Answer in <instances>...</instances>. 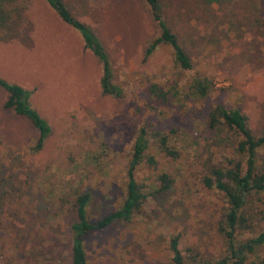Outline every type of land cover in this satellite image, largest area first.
Listing matches in <instances>:
<instances>
[{"label": "rangeland", "instance_id": "1", "mask_svg": "<svg viewBox=\"0 0 264 264\" xmlns=\"http://www.w3.org/2000/svg\"><path fill=\"white\" fill-rule=\"evenodd\" d=\"M159 1L193 72L211 82L210 100L243 113L251 133L261 135L264 0ZM4 2L0 78L31 92L30 105L46 120L50 135L32 151L36 131L1 108L5 94L0 90V264H25L24 256L27 264H69L70 201L87 193L86 214L93 220L119 206L134 133L153 116L144 104L145 87L174 80L176 71L165 47L143 58L155 31L141 0H63L105 48L113 81L122 90L118 99L101 94L99 64L42 0ZM161 112L154 116L158 122L173 114ZM176 136L178 160L150 147L156 166L138 169L137 182L150 196L137 213L84 238L87 264H175L172 238L180 264H205L223 254L216 229L222 197L202 178L205 166L232 157L234 134L207 131L197 121L189 137ZM258 166L264 170V148ZM161 174L170 184L157 191ZM244 201L248 221L242 239L264 231V193ZM262 255L264 247L257 250Z\"/></svg>", "mask_w": 264, "mask_h": 264}, {"label": "trees", "instance_id": "2", "mask_svg": "<svg viewBox=\"0 0 264 264\" xmlns=\"http://www.w3.org/2000/svg\"><path fill=\"white\" fill-rule=\"evenodd\" d=\"M67 27L80 38L83 49L87 50L100 67L98 79L102 95L118 99L121 88L113 81V72L109 57L101 41L91 28L76 18L66 7L63 0H42ZM153 24V36L143 49V58H148L157 48L165 47L169 51L170 61L175 69L174 80L164 83H148L144 91V104L153 116H147L137 127L125 165L124 193L119 206L99 218L90 219L86 214L89 195L79 193L70 201L69 209L73 221L69 225V264H87L84 252V238L101 231L118 221H126L150 196L144 192V186L137 182L136 173L147 165L154 168L156 161L148 153L150 147L162 153L170 160H178L180 152L176 140L189 137L190 128L203 122L206 130L223 128L234 134L233 153L224 162L204 167L202 182L207 189L217 191L223 202L221 219L216 224L217 232L222 236L224 252L218 258L205 264H264V255L257 256V250L264 247V231L254 237L240 238L247 231V214L244 199L258 193H264V170L258 166L259 151L264 148V132L254 136L247 127L246 116L236 109H226L216 99L210 100L212 84L204 76L193 72V65L184 52L177 36L165 20L159 0H141ZM0 0V17L6 14ZM193 72V74H192ZM191 74L183 81L182 74ZM0 90L5 94L1 108L13 116L27 121L36 131V139L31 148L39 151L50 135V126L30 105L31 92L17 84L8 83L0 78ZM202 103L198 108L186 106V103ZM161 109V110H160ZM163 109L173 113L168 120L157 121L154 116L163 114ZM161 120V119H160ZM206 171L208 176H206ZM162 191L170 184L166 175L157 176ZM155 189L152 191L154 192ZM176 238L170 240L169 249L175 264L181 263L176 248ZM253 259L257 260L258 263ZM27 264L28 257H23Z\"/></svg>", "mask_w": 264, "mask_h": 264}]
</instances>
